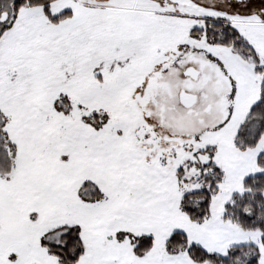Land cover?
I'll use <instances>...</instances> for the list:
<instances>
[{
  "label": "snow or ice",
  "instance_id": "snow-or-ice-1",
  "mask_svg": "<svg viewBox=\"0 0 264 264\" xmlns=\"http://www.w3.org/2000/svg\"><path fill=\"white\" fill-rule=\"evenodd\" d=\"M0 264H264V0H0Z\"/></svg>",
  "mask_w": 264,
  "mask_h": 264
}]
</instances>
